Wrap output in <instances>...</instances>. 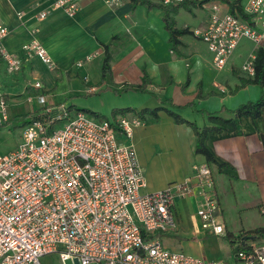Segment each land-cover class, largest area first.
<instances>
[{"label": "crops", "instance_id": "obj_1", "mask_svg": "<svg viewBox=\"0 0 264 264\" xmlns=\"http://www.w3.org/2000/svg\"><path fill=\"white\" fill-rule=\"evenodd\" d=\"M149 1L151 8L133 4L132 0H79L74 16L57 9L40 20L36 18L38 12L48 8L52 0H0V19L9 29L3 40L5 47L23 59L21 46L30 39L31 30L38 28L35 36L55 63L53 71L47 68L50 75L44 82L37 71L45 65L35 56L24 59L23 71L10 75H4V63L0 59V88L12 90L15 82L27 76L43 83L49 104H54L46 91L51 87L55 89L65 77L67 81L80 83L72 94L66 95H91L85 100L74 98L68 106L83 105V109L110 119L116 108L141 110L162 105L199 127L210 124L208 114L218 112L229 118L243 102L256 99L260 92L264 94V88L259 91L255 84L240 86L243 77L232 60L237 48L221 69L226 71L229 67L232 76L227 75L221 81L209 76L214 66L208 48L203 41V51L192 48L188 39L208 22L204 4H197L202 0L175 6L172 17L176 27H187L190 31L179 37L177 52L170 49L162 5ZM194 8L204 10L201 13ZM182 10L191 13V17L181 20ZM105 44L110 45L112 60L110 71L103 77ZM83 58L87 59L82 64ZM79 61L81 65H77ZM86 61L96 62L94 66L98 71L95 78L88 81L85 76L90 67L89 63L85 65ZM143 76L148 80L144 91L124 90L127 85L142 84ZM3 92L7 98V91ZM124 116L141 122L134 127L129 139L120 134L118 137L123 143L133 144L142 171L145 166L148 171L151 169L145 175L142 172L145 180L142 192L161 190L169 183L186 178L194 180L192 166L206 162L204 156L193 149L195 134L189 125L175 123L164 110L158 111L155 120L150 115L140 120L133 111ZM241 125L242 134L208 133L204 140L216 162L224 165L220 170L215 164L211 167L221 208L219 220L224 225L225 235L202 229L196 214L199 196L176 197L172 211L177 228L156 234L168 249L205 261L237 264L228 236L232 235L231 239L237 241L241 232L264 226V216L258 212L264 201V108L256 120L244 117Z\"/></svg>", "mask_w": 264, "mask_h": 264}, {"label": "built area", "instance_id": "obj_2", "mask_svg": "<svg viewBox=\"0 0 264 264\" xmlns=\"http://www.w3.org/2000/svg\"><path fill=\"white\" fill-rule=\"evenodd\" d=\"M78 1L52 0L36 18L44 19L57 9L74 16ZM155 1L179 6L188 0ZM217 1L206 25L193 33L219 70L240 39L248 38L255 49L240 71L252 78L255 52L264 47V0ZM37 32L38 28L31 30L21 50L53 70L55 63ZM8 34L0 19V59L12 74L19 71L22 58L5 47ZM29 84L38 91L40 107L24 125L15 149L0 154V264H42L41 257L52 252L62 263L72 259L78 264H229L172 251L156 235L177 228L175 198L190 195L200 198L196 214L202 229L225 235L211 165L194 164V180L140 193L145 180L137 153L133 144L118 138L120 134L129 139L139 120L121 115L97 120L87 112L72 113L64 103H47L40 80ZM27 98L33 102L30 95ZM8 119L7 99L0 88V125ZM258 212L264 216V201ZM247 246L236 251L235 262L264 264V238Z\"/></svg>", "mask_w": 264, "mask_h": 264}, {"label": "trees", "instance_id": "obj_3", "mask_svg": "<svg viewBox=\"0 0 264 264\" xmlns=\"http://www.w3.org/2000/svg\"><path fill=\"white\" fill-rule=\"evenodd\" d=\"M188 0L187 2H189ZM206 1V0H204ZM198 1L197 4L202 5L204 2ZM133 4H143L148 8L152 7V3H150L149 0H132ZM181 5H185V3H182ZM179 5L178 7H180ZM164 9V20H165V28L167 31V35H169V43H170V49L172 51L177 52V46L180 44L179 37L183 36V34L190 33L189 29L187 27L179 29L176 27L175 20H173L172 13L173 11H176L177 7L167 5L162 6ZM110 45L105 44L103 45V52H104V58L102 62V76L104 77L111 69L110 62L112 60L111 52L109 51ZM254 76L252 78H242L241 84H255L258 85L260 88H264V47L258 48L255 52L254 57ZM142 84L140 85H127V87L124 88V90L132 89L135 91H144L146 84L148 83V80L143 76L142 78ZM186 83L183 84L182 88H185ZM170 106V105H169ZM72 107H75V105L70 104L68 106L69 109ZM264 108V95H261L257 100H248L246 102H243V104L239 105L237 108H235L232 111V116H229V118H225L221 116L218 112L210 113L208 114V119L210 124H205L201 127L197 126V124L193 121L185 120L183 117L180 116L177 112L173 111L170 108L163 107L162 105L157 106V108H143L141 110H137L135 108H116L112 112V118L115 117L116 114L124 116L125 113L128 111L135 112V115L143 120L145 115L152 116L153 120L157 118V113L159 110H164L177 124H186L189 125L192 128L193 134H195V143H194V151L196 154H201L205 158V162L209 165L215 164L220 170L224 165L220 162H216L213 154L211 151L205 146L204 140L208 133H221V132H234L237 134H242V119L244 117L251 118L252 120H256L261 112V109ZM75 110L87 112L91 115L95 116L97 120L100 119H107V117H104L102 114H98L96 112H93L89 109H81L75 107ZM37 109L33 110L32 112L29 111L28 114L25 115L26 120L24 124H27L29 121H31L35 117ZM201 111V110H200ZM232 235H229L228 238L231 242V246L236 253L239 249H248L247 243L251 240H257V239H263L264 238V226L263 227H255L252 229H249L248 231L241 232L238 236V240L234 241L231 239ZM235 255V254H234Z\"/></svg>", "mask_w": 264, "mask_h": 264}, {"label": "rangeland", "instance_id": "obj_4", "mask_svg": "<svg viewBox=\"0 0 264 264\" xmlns=\"http://www.w3.org/2000/svg\"><path fill=\"white\" fill-rule=\"evenodd\" d=\"M215 2H218V1L217 0H206L202 4H204L207 11L210 12V8L212 6V3H215ZM196 10H200V9H196ZM196 10L194 8V11H196ZM202 10H204V9H201L199 12L202 13ZM190 14L191 13H189L185 10H182V15H181L180 19L182 20L185 17L188 19V17H191ZM188 37H189L188 39H191V43H192L191 47L192 48H195L197 50L200 49V51H203L204 46H203L202 40L200 38H197L196 35H192V36L190 35ZM237 46H238L237 51L234 54V57L232 60L234 61L236 69H238L239 73L241 74L240 67L242 65V62L245 61L247 56H249V54H251V52L254 51L255 45H253V43L248 38L242 37ZM22 55H24V57L22 59L21 67L19 68V71H17V73L23 71L22 68H23L24 59L27 60V59H31V57H34L31 55L24 54L23 51H22ZM90 58H92V56ZM86 59L87 58H85V59L83 58L81 60L82 64ZM88 63H89L90 69H89V74H87L85 76L86 81L95 78V75H97V73H98L97 68L94 66L96 64V62H95V64H92V63L86 61L85 65ZM53 70H51V71H53ZM55 71H58V69H56ZM37 72H38L37 74L39 75V78L41 80H43L44 82H45V79L49 78L50 72L47 69V67H45V66H44V68L40 67ZM231 74L232 73L229 71V67L226 71L216 69L215 67H211L209 70V76L211 78L215 76V77H217V79L219 81H221L227 75L232 76ZM4 75H10V74H8L7 71H4ZM90 75H91V78L89 77ZM233 75L237 78L236 74H233ZM242 77L245 78L243 75H242ZM32 80H35V79H30L29 77L26 76V78H24L20 82H17V83L15 82L13 87H12V90L6 89L5 87H2L3 90H6L8 93L6 99H7V114L9 115V119L6 123H4L3 125H0V154L15 149V147L20 143V140H21V134L23 132L24 125H25L24 122L26 120L25 115L28 114L29 111L32 112L35 108L40 107V105L37 102V98H36L38 91H36V89L31 88L30 84H29ZM58 82H59V80H58ZM79 86H80L79 82L72 81V80L67 81V79L64 77L63 80L61 82H59L57 87H55V89L51 87V89H48V91H46V92L50 93L49 96L51 95L52 100H54L53 101L54 104L64 103L65 105L68 106L70 101L73 100L74 98H77V99L81 98V99L85 100V98L91 97V95H85V94L84 95H77V96H70V97L68 95H66V93L68 94V93L73 92V90L77 89ZM257 88H259V91H261V89H262L259 86ZM28 95H30L33 98V102L28 100V98H27ZM261 95H264V94H262V92H260V94H258L257 98H259ZM257 98L254 100H257ZM254 100H252V101H254ZM47 102L49 104V100H47ZM33 104H35V106ZM81 104H83V103H81ZM78 106H79V108L82 109L83 105H78ZM70 111L72 113H74L75 111H78V110H75V107H72L70 109ZM88 114L90 116H92L94 119H97L95 116L91 115L90 113H88ZM148 169L149 168H147L146 166L144 167V170L142 171L144 173V175L146 172L147 173L151 172V169L149 171H148ZM140 193H143L142 190H140ZM41 263L42 264H75V262L72 259H67V260L63 261V263H62L57 252H52V253H48V254L43 255L41 257Z\"/></svg>", "mask_w": 264, "mask_h": 264}, {"label": "water", "instance_id": "obj_5", "mask_svg": "<svg viewBox=\"0 0 264 264\" xmlns=\"http://www.w3.org/2000/svg\"><path fill=\"white\" fill-rule=\"evenodd\" d=\"M76 264H78V263H76Z\"/></svg>", "mask_w": 264, "mask_h": 264}]
</instances>
